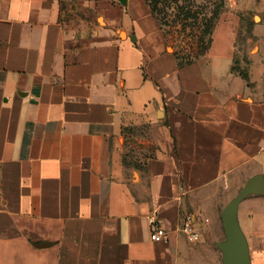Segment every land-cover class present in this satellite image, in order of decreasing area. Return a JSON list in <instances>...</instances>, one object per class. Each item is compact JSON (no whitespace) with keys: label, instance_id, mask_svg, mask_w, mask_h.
<instances>
[{"label":"crops","instance_id":"0c3cea01","mask_svg":"<svg viewBox=\"0 0 264 264\" xmlns=\"http://www.w3.org/2000/svg\"><path fill=\"white\" fill-rule=\"evenodd\" d=\"M69 2L0 0V264H222L255 181L235 219L264 264V58L235 63L217 22L183 59L146 0H75L103 18L87 37Z\"/></svg>","mask_w":264,"mask_h":264},{"label":"rangeland","instance_id":"374dc122","mask_svg":"<svg viewBox=\"0 0 264 264\" xmlns=\"http://www.w3.org/2000/svg\"><path fill=\"white\" fill-rule=\"evenodd\" d=\"M69 1L70 7L65 11L81 15L84 18L81 26L87 31V37L93 36L99 29L98 25L103 24L102 16L93 14L90 6L83 10L74 5L75 0ZM146 2L165 30L175 51L183 59L195 56L207 48L211 32L217 22L229 23L235 34V63L240 62V59L248 54L254 62L259 61L261 57L264 58V23L255 26L264 20V0H146ZM252 32L257 35L259 52L251 55L250 53L256 50ZM169 49H172V46H169ZM251 72L256 73L253 68ZM220 223L222 224V219ZM236 226L242 238V231L237 223ZM215 236H219L216 240V249L223 256L220 246V243L226 240L223 225L215 228Z\"/></svg>","mask_w":264,"mask_h":264},{"label":"water","instance_id":"95a60500","mask_svg":"<svg viewBox=\"0 0 264 264\" xmlns=\"http://www.w3.org/2000/svg\"><path fill=\"white\" fill-rule=\"evenodd\" d=\"M259 185L258 181H255V184L245 185L222 210L221 219L226 235V240L220 243L223 252L222 264H248L246 247L236 226L234 211L237 202L245 194L258 191Z\"/></svg>","mask_w":264,"mask_h":264},{"label":"built area","instance_id":"2783aa9c","mask_svg":"<svg viewBox=\"0 0 264 264\" xmlns=\"http://www.w3.org/2000/svg\"><path fill=\"white\" fill-rule=\"evenodd\" d=\"M260 149H264V140L260 145ZM150 223V232L149 237L152 240H162L167 237V229L163 226L158 224L154 216L149 218ZM181 229L186 233L187 237L191 240H196L199 238V232L197 230V225H195L194 219L190 214H187Z\"/></svg>","mask_w":264,"mask_h":264},{"label":"trees","instance_id":"16d2710c","mask_svg":"<svg viewBox=\"0 0 264 264\" xmlns=\"http://www.w3.org/2000/svg\"><path fill=\"white\" fill-rule=\"evenodd\" d=\"M210 41H211V36H210V39H209V43H208V45L210 44ZM207 47H208V46H207ZM203 51H204V50H203ZM203 51H202V52H203ZM199 53H200V52H199Z\"/></svg>","mask_w":264,"mask_h":264},{"label":"bare ground","instance_id":"6f19581e","mask_svg":"<svg viewBox=\"0 0 264 264\" xmlns=\"http://www.w3.org/2000/svg\"><path fill=\"white\" fill-rule=\"evenodd\" d=\"M256 18H257V16H256ZM122 35H123V33H122Z\"/></svg>","mask_w":264,"mask_h":264}]
</instances>
